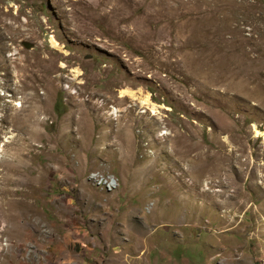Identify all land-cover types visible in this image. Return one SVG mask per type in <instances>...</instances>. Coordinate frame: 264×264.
I'll use <instances>...</instances> for the list:
<instances>
[{
    "label": "rangeland",
    "instance_id": "rangeland-1",
    "mask_svg": "<svg viewBox=\"0 0 264 264\" xmlns=\"http://www.w3.org/2000/svg\"><path fill=\"white\" fill-rule=\"evenodd\" d=\"M263 134L264 0H0V264H264Z\"/></svg>",
    "mask_w": 264,
    "mask_h": 264
},
{
    "label": "bare ground",
    "instance_id": "bare-ground-1",
    "mask_svg": "<svg viewBox=\"0 0 264 264\" xmlns=\"http://www.w3.org/2000/svg\"><path fill=\"white\" fill-rule=\"evenodd\" d=\"M42 64V63H41ZM40 64V65H41ZM38 66V65H37ZM43 66V65H42ZM41 66V67H42ZM37 68V67H36ZM33 70V69H32ZM126 97H130L132 99H138L136 97V94L133 93V92H129V91H126V90H123L120 92V96L119 98L122 99V98H126ZM140 100V104L143 106V107H146V108H153V104L151 103L150 99H149V96H145L143 98H139ZM262 138H263V145H264V134L262 135ZM104 176V175H103ZM112 178V177H111ZM117 182V181H116ZM114 182L113 185H111L109 188H107V190L111 191L112 189H114L116 186H117V183ZM99 184L102 185V187L106 188V185L103 183V182H98ZM115 190V189H114Z\"/></svg>",
    "mask_w": 264,
    "mask_h": 264
},
{
    "label": "built area",
    "instance_id": "built-area-1",
    "mask_svg": "<svg viewBox=\"0 0 264 264\" xmlns=\"http://www.w3.org/2000/svg\"><path fill=\"white\" fill-rule=\"evenodd\" d=\"M89 178L97 179V182H103L106 185V191L107 188H109L115 182V178H111L110 176H103L98 172H92Z\"/></svg>",
    "mask_w": 264,
    "mask_h": 264
},
{
    "label": "water",
    "instance_id": "water-1",
    "mask_svg": "<svg viewBox=\"0 0 264 264\" xmlns=\"http://www.w3.org/2000/svg\"><path fill=\"white\" fill-rule=\"evenodd\" d=\"M23 46L25 47V48H27V49H29L31 46H30V44H28V43H26V42H23Z\"/></svg>",
    "mask_w": 264,
    "mask_h": 264
},
{
    "label": "trees",
    "instance_id": "trees-1",
    "mask_svg": "<svg viewBox=\"0 0 264 264\" xmlns=\"http://www.w3.org/2000/svg\"><path fill=\"white\" fill-rule=\"evenodd\" d=\"M56 107H57V109H58V106H56ZM57 111H58V113H60V110H59V109H58Z\"/></svg>",
    "mask_w": 264,
    "mask_h": 264
}]
</instances>
